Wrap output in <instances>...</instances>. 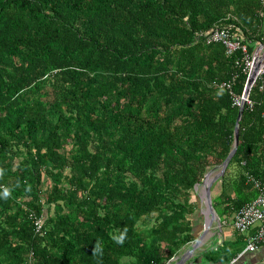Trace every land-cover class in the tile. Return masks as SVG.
<instances>
[{"label":"trees","instance_id":"obj_1","mask_svg":"<svg viewBox=\"0 0 264 264\" xmlns=\"http://www.w3.org/2000/svg\"><path fill=\"white\" fill-rule=\"evenodd\" d=\"M261 12L263 0H0V264H168L193 243L204 177L235 144L239 107L220 83L237 75L241 95L247 81L241 52L206 33L229 29L252 52ZM250 98L220 178L227 215L264 180V75ZM245 246L238 234L201 256L228 264Z\"/></svg>","mask_w":264,"mask_h":264},{"label":"built area","instance_id":"obj_2","mask_svg":"<svg viewBox=\"0 0 264 264\" xmlns=\"http://www.w3.org/2000/svg\"><path fill=\"white\" fill-rule=\"evenodd\" d=\"M261 16H264V12H261ZM206 34L208 36V42H216L224 45L227 56H232L236 52H241V56L236 59L235 65L247 75L248 79L254 66L255 56L259 52L260 54L264 53V48L261 46V43H257L254 50L250 52L244 39L240 36L234 35L229 29L215 28ZM263 75L264 62L258 69L257 78L254 81V84ZM237 77V75H233L229 81L220 83V87L230 91L234 106L239 108L244 106V109H253L255 103L250 98V94L248 97H245V89L241 95L232 91L233 83ZM250 180L255 183L259 193L252 201L245 203L238 210H236L232 221L235 232L245 235V253H255L259 251L264 242V180H256L252 177H250ZM217 223L219 227L223 225L220 220H218ZM35 225L37 231L42 232L41 220H37ZM236 261L237 259L235 258L228 264H234Z\"/></svg>","mask_w":264,"mask_h":264},{"label":"water","instance_id":"obj_3","mask_svg":"<svg viewBox=\"0 0 264 264\" xmlns=\"http://www.w3.org/2000/svg\"><path fill=\"white\" fill-rule=\"evenodd\" d=\"M261 46L264 48V43H261ZM264 62V53L260 54L257 53L254 59V66L253 69L247 79L246 83V88H245V97H248L251 91V88L254 84V81L257 78V72L259 67L263 64ZM244 111V106H241L239 108V113L238 117L236 120V127H235V144L233 150L230 152L228 157L225 159V161L222 163V165L219 168L214 167V169H210V171L205 175L203 183L201 185V191L204 190V195H205V206L204 203L202 206L205 207L206 212H205V219H204V224H203V230L202 232L197 235L196 240L189 245V249L183 253V255L180 258H177L175 262L169 261L168 264H186L187 260L193 255V253L201 247V245L204 243V240L209 234V231L211 230L213 223L216 221V218L219 220V216L217 212L214 209L213 203H212V187L213 185L219 180V178L223 177L226 171V168L229 164V161L233 157V155L236 153L237 148H238V140H239V123L242 117ZM216 169H220L219 175L212 176L213 171H216ZM198 189V186L196 187ZM217 222V221H216ZM220 228V233H221V227Z\"/></svg>","mask_w":264,"mask_h":264},{"label":"crops","instance_id":"obj_4","mask_svg":"<svg viewBox=\"0 0 264 264\" xmlns=\"http://www.w3.org/2000/svg\"><path fill=\"white\" fill-rule=\"evenodd\" d=\"M212 169H214V168H212ZM219 171H220V169H216V171H213L212 176L219 175V173H220ZM218 181H220V178H219ZM200 192H201V189H200ZM198 197H199V195H198ZM199 210H200V214H203V216L205 217L206 210L203 209L202 207ZM202 210H203L204 213L202 212ZM234 214L229 216L231 218L230 221H227V220L224 221V223L227 224V226H228V231L227 232L224 231L223 230L224 226H221V229H222L221 230V234H220L219 231L216 232V230L213 231V233H209L208 236L206 237V239L204 240V243L201 245V247H199L193 253V255H191V257L187 260L186 264H212L207 259H203V256H201L202 253H200V252L204 248L207 249V248H210V247H217V246L222 245L223 243H225V240L228 241V242H232L233 238L234 237L236 238L235 232H234L235 230H234L233 224H232ZM219 220H220V218H219ZM200 221H201L200 217L199 218L196 217L193 220V222H194V228H193L194 229V233H196L197 235H199L202 232V230H203V225L200 224ZM216 221H217V219H216ZM187 249H189V246L187 248L183 249L180 252V254L177 255L172 260V262L177 261L176 259L180 258L183 255V253H185V251H187ZM198 253H200V254H198ZM240 254L241 255H238V257L236 258L237 261H236L235 264H264V242H263L261 248L259 249V251L255 252V253H247V252L245 253V247H244V250Z\"/></svg>","mask_w":264,"mask_h":264},{"label":"rangeland","instance_id":"obj_5","mask_svg":"<svg viewBox=\"0 0 264 264\" xmlns=\"http://www.w3.org/2000/svg\"><path fill=\"white\" fill-rule=\"evenodd\" d=\"M233 169L235 170V172H237V166H233ZM220 172V171H219ZM221 180V179H220ZM230 193V191H229V189L228 188H226L225 189V186L222 184V182L221 181H218V182H216L214 185H213V187H212V202H213V200H214V202L216 203V209H217V213H219V215H220V218H221V220L222 221H230L231 220V218L229 217L230 215H227L225 212H224V205L221 203V195H223V193ZM202 204L199 202L198 203V205H197V207H199V208H203L204 209V206H201ZM216 211V210H215ZM226 211V210H225ZM202 212H203V210H202ZM201 212V213H202ZM204 213V212H203ZM217 219V221H218V218H216ZM201 223H202V225L204 224V216H203V214H202V220H201ZM223 226H224V231H228V226H227V224H223ZM216 230V232L217 231H219L220 232V228H219V225H218V223L217 222H215L214 224H213V226H212V228H211V230L209 231V233H213V231H215ZM235 232V231H234ZM221 234V233H220ZM235 236H236V238L238 237V233L237 232H235ZM236 238L234 237L233 238V241H236ZM232 241V242H233ZM225 243L227 244V243H229L228 241H226L225 240ZM206 250V248H204L200 253H203L204 251ZM200 253H198V254H200ZM204 259V258H203ZM216 259H217V257L216 256H214V261H216Z\"/></svg>","mask_w":264,"mask_h":264},{"label":"clouds","instance_id":"obj_6","mask_svg":"<svg viewBox=\"0 0 264 264\" xmlns=\"http://www.w3.org/2000/svg\"><path fill=\"white\" fill-rule=\"evenodd\" d=\"M3 170L0 169V172H2ZM2 187V191H0V197H3V198H7L8 196L11 195V189L7 186H0ZM127 233V228L125 227L124 228V231L121 232L117 237H116V240L117 242H120L122 243L124 238H125V235Z\"/></svg>","mask_w":264,"mask_h":264}]
</instances>
